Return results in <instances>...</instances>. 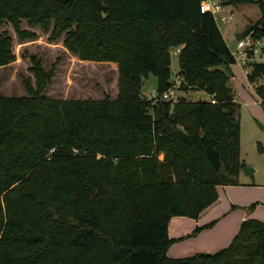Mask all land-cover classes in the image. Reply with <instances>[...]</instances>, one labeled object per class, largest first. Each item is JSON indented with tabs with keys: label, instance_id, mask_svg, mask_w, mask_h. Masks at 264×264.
Segmentation results:
<instances>
[{
	"label": "trees",
	"instance_id": "obj_1",
	"mask_svg": "<svg viewBox=\"0 0 264 264\" xmlns=\"http://www.w3.org/2000/svg\"><path fill=\"white\" fill-rule=\"evenodd\" d=\"M200 3L0 0V71L15 61L6 23L20 41L36 39L25 21L52 42L64 36L81 62L117 73L116 96L104 99L48 97L52 73L36 57L27 96L3 95L0 77V264H264L257 219L214 254L167 255L177 241L169 237L172 218L199 219L246 166L229 85L235 60ZM173 48L179 91H203L206 100L163 98L175 85ZM150 76L158 95L151 100L142 94ZM248 81L264 102L263 64Z\"/></svg>",
	"mask_w": 264,
	"mask_h": 264
},
{
	"label": "rangeland",
	"instance_id": "obj_2",
	"mask_svg": "<svg viewBox=\"0 0 264 264\" xmlns=\"http://www.w3.org/2000/svg\"><path fill=\"white\" fill-rule=\"evenodd\" d=\"M234 12L236 17L233 23L224 24L220 22L218 25L231 52H234L237 48V40L234 33L239 32L247 25L255 24L261 18L259 6L256 3L238 5ZM22 28L36 32V39L22 42L18 39L11 25L6 23L2 28V31L12 37L13 51L15 53V61L0 71L1 93L3 95H28L24 86V80H29L33 85L36 84L35 75L31 71L34 67L32 58L36 57L41 61L45 71L52 73V80L46 91L48 97L57 99H104L106 96H109L115 98L117 93L116 66L81 62L64 47V36L59 41L52 42L50 41V32H45L40 28H32L25 21L22 24ZM171 60L173 83L178 85L180 77L177 71H180V64L176 48L171 49ZM229 72L231 77L229 85L233 88L236 101L240 104L241 159L246 165L257 169L256 172L249 176L240 174L239 184L233 187L254 189L256 198L249 205H229L228 213L222 218L221 216L225 211L224 203L223 206L219 204L212 207L208 212H203L199 217V220L201 219L199 222L204 223L205 219L210 216L218 217H216V221L210 223H213V225L209 228H204L206 226L204 224L197 227L201 228V230L196 234L194 233L197 228L194 225L192 233L188 236L185 235L180 240V243L186 244H183L179 248L175 247L174 251H172V256L173 254L177 256L173 257L175 259L187 258L197 254H214L221 250L216 249L213 246L214 241L208 238L212 233L216 232L218 236L217 243L224 245L227 225L234 224L237 215L233 213L236 211H239L238 216L244 215L245 217L249 216L248 219L264 221V103L261 102L260 97L255 92L256 85L250 84L245 70L239 64H231ZM155 88L156 78L150 76L143 84L142 94L150 100L156 99L158 95ZM178 95L191 101L206 100L208 98L207 94L203 91L185 92L178 89ZM241 182L244 183L241 184ZM224 195L221 193V196ZM246 197L247 194L245 193L244 198L246 199ZM226 216H228V220L221 224V226H218ZM175 218L179 217L172 218L170 221L172 226L174 225ZM183 218L196 222V220L191 218ZM241 225L242 223L240 222V228ZM240 228L238 229L239 231ZM204 231L209 232L204 234V236H200ZM169 237L173 239L170 234ZM176 245L173 243L170 246L167 255L172 247ZM179 249L181 251H177Z\"/></svg>",
	"mask_w": 264,
	"mask_h": 264
},
{
	"label": "built area",
	"instance_id": "obj_3",
	"mask_svg": "<svg viewBox=\"0 0 264 264\" xmlns=\"http://www.w3.org/2000/svg\"><path fill=\"white\" fill-rule=\"evenodd\" d=\"M253 1L259 6L261 18L255 24L247 25L240 30L243 31L248 28L240 40L236 37L238 32L234 33L235 39L237 40V48L232 52L235 63L239 64L245 70L247 79L252 74L256 65H264V15L260 9L261 5L264 4V0ZM237 6L231 0H201L200 11L202 13H210L214 17L217 25L220 22L229 24L233 23L236 17L234 10ZM179 84L180 81L178 85H174L166 91L163 98L171 101L178 100ZM254 85L257 87V84ZM212 102L215 103L216 101L212 99ZM261 102L264 103L263 100Z\"/></svg>",
	"mask_w": 264,
	"mask_h": 264
},
{
	"label": "crops",
	"instance_id": "obj_4",
	"mask_svg": "<svg viewBox=\"0 0 264 264\" xmlns=\"http://www.w3.org/2000/svg\"><path fill=\"white\" fill-rule=\"evenodd\" d=\"M177 53H178V49H177ZM177 72H179V71H177ZM246 166H248V165H246ZM250 167L252 168V166H250ZM255 169H254V172L257 171V169L256 170ZM254 172H252L249 175H252ZM241 174L245 175V173L243 172V170H242ZM249 175H245V176H249ZM242 183H244V182H241V184ZM233 186H236V185L221 186V187H219L218 188V192H219V199H218V201L214 205H212L210 208H208L206 211L208 212L210 209H212V207H214L216 205H219V204L221 206H223V203H224V210L225 211L223 212V214L221 216V218H222L226 213H228V211H229V205H231V206L233 204H235L237 206L238 205H246V204L249 205L250 203H252V202L255 201L256 196L254 194V189H247V188L233 187ZM221 193H222V195L223 194H225V195L224 196H221ZM245 193L247 194L246 199L244 198V194ZM238 212L239 211H236V212L233 213V214H236L237 215V217L235 218L234 224L227 225V230H226V233H225L226 238H225L224 245L217 243L218 236L216 235V232L215 233H212L210 235V237L208 238V239H211V240L214 241V245L213 246L216 247V249H221L222 250V248L225 247V245H226V247L228 245H230L232 243L233 239L235 238V236L237 235L238 231H239L238 229L240 228V226H239L240 225V222L243 223L245 220L248 219L249 216L248 217H245L244 215L243 216L242 215L241 216H238V214H239ZM228 216H226L225 218H223L221 220V222L218 224V226H221V224H223L224 222H226L228 220L227 219ZM216 217H218V216H212V217L210 216L209 218H206L205 219L204 223L199 222L201 219L200 220L197 219L196 222H192V221H188V219L183 218V217L175 218L174 219V225L172 226V224H170L169 234H170L171 238H173L174 240H177L175 242V244H177V245L172 247L171 251L168 253V256L169 257H172V258L173 257H177V256H174V254L172 256V254H171L172 251H174V248L175 247H178L179 248V247L183 246V244H186V243H183V244L180 243L181 242L180 240H181L182 237H185V235L188 236L189 234L192 233V231H193L192 228H193L194 225L196 226V228L202 226L203 224L204 225H209L211 222L216 221L215 220ZM249 219H251V218H249ZM185 220H187V221H185ZM207 232H209V231L202 232L200 234V236L201 235L204 236V234H206ZM183 242H185V241H183ZM177 251H181V250L179 249Z\"/></svg>",
	"mask_w": 264,
	"mask_h": 264
},
{
	"label": "water",
	"instance_id": "obj_5",
	"mask_svg": "<svg viewBox=\"0 0 264 264\" xmlns=\"http://www.w3.org/2000/svg\"><path fill=\"white\" fill-rule=\"evenodd\" d=\"M247 30H248V28L244 29L243 31L238 32L236 35L237 39L240 40L245 35ZM243 172L245 173V175H249L252 172H254V169H252L250 166H245L243 168Z\"/></svg>",
	"mask_w": 264,
	"mask_h": 264
}]
</instances>
